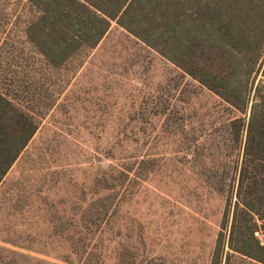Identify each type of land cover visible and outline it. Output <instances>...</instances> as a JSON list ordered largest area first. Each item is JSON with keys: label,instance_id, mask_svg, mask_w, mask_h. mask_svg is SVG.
Masks as SVG:
<instances>
[{"label": "rangeland", "instance_id": "1", "mask_svg": "<svg viewBox=\"0 0 264 264\" xmlns=\"http://www.w3.org/2000/svg\"><path fill=\"white\" fill-rule=\"evenodd\" d=\"M18 3L0 0V91L39 129L0 185V264H211L249 113L116 23L53 68Z\"/></svg>", "mask_w": 264, "mask_h": 264}, {"label": "trees", "instance_id": "2", "mask_svg": "<svg viewBox=\"0 0 264 264\" xmlns=\"http://www.w3.org/2000/svg\"><path fill=\"white\" fill-rule=\"evenodd\" d=\"M31 18L28 44L60 68L95 49L113 23L249 118L242 160L228 197L211 264L232 255L264 264V0H19ZM17 13V12H16ZM1 29L6 31L3 7ZM7 40L1 41L0 49ZM1 57V56H0ZM39 129L24 107L0 91V185ZM128 176V174H126ZM120 264H126L121 258Z\"/></svg>", "mask_w": 264, "mask_h": 264}]
</instances>
